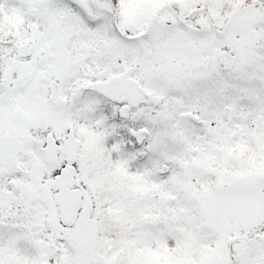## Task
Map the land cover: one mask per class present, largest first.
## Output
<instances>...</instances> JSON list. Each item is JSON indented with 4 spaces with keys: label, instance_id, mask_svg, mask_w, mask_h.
I'll return each instance as SVG.
<instances>
[{
    "label": "snow or ice",
    "instance_id": "obj_1",
    "mask_svg": "<svg viewBox=\"0 0 264 264\" xmlns=\"http://www.w3.org/2000/svg\"><path fill=\"white\" fill-rule=\"evenodd\" d=\"M0 264H264V0H0Z\"/></svg>",
    "mask_w": 264,
    "mask_h": 264
}]
</instances>
